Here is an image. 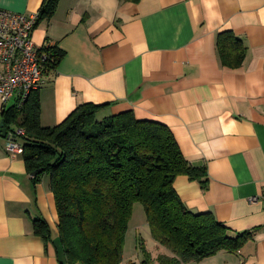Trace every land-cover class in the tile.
Returning <instances> with one entry per match:
<instances>
[{
    "label": "crops",
    "instance_id": "1",
    "mask_svg": "<svg viewBox=\"0 0 264 264\" xmlns=\"http://www.w3.org/2000/svg\"><path fill=\"white\" fill-rule=\"evenodd\" d=\"M44 1L0 0V7L39 15ZM224 33L246 48L239 67L221 62ZM32 39L41 53H63L42 73V127L59 125L85 103L106 106L98 118L130 111L166 126L184 159L207 170L205 184L176 178L185 208L211 214L230 237L248 236L236 253L189 264H264V0H59ZM3 110L0 100V123ZM6 143L0 138V264H66L50 175L35 184L23 154H9ZM37 219L49 227L48 244L33 233ZM140 226L137 249L139 238L151 249ZM148 235L167 250L149 227Z\"/></svg>",
    "mask_w": 264,
    "mask_h": 264
},
{
    "label": "trees",
    "instance_id": "2",
    "mask_svg": "<svg viewBox=\"0 0 264 264\" xmlns=\"http://www.w3.org/2000/svg\"><path fill=\"white\" fill-rule=\"evenodd\" d=\"M59 0H45L38 22L50 19ZM223 65L241 66L246 54L231 33L218 37ZM43 74L53 71L63 53L44 49ZM105 105H79L62 123L44 128L38 91L23 108L3 110L2 123L24 129L23 156L34 183L50 175V190L58 214V242L66 264H125L124 245L133 206L140 203L152 239L172 256H158L159 264L199 263L221 251L236 253L247 234L230 237L211 214L189 212L174 190L178 176L202 181L205 167H194L183 157L171 131L153 121H139L130 111L98 118ZM205 184L204 181H202ZM33 233L45 244L50 230L42 219ZM139 250L145 258L143 240ZM126 264H133L132 262Z\"/></svg>",
    "mask_w": 264,
    "mask_h": 264
},
{
    "label": "built area",
    "instance_id": "3",
    "mask_svg": "<svg viewBox=\"0 0 264 264\" xmlns=\"http://www.w3.org/2000/svg\"><path fill=\"white\" fill-rule=\"evenodd\" d=\"M38 18L36 14H16L0 7V100L5 110L12 102L21 109L43 83L41 65L47 55L38 51L32 39ZM7 133V152L22 154L23 145L18 141L26 137L24 129Z\"/></svg>",
    "mask_w": 264,
    "mask_h": 264
},
{
    "label": "rangeland",
    "instance_id": "4",
    "mask_svg": "<svg viewBox=\"0 0 264 264\" xmlns=\"http://www.w3.org/2000/svg\"><path fill=\"white\" fill-rule=\"evenodd\" d=\"M7 134L8 133L6 132V136H7ZM132 216H133L132 220L129 224L130 234L127 237V239H125L126 242L124 245L123 256H124V259H126L125 263H129V262L134 263V261H135L134 264H146L144 262L146 260L149 261V258H145L142 254L140 256V252H139L140 250L138 251L137 246H136L137 243H136V239H135L134 230L139 225H141L140 228H138V234L140 233V235L145 239L146 246L151 247V249L146 250L148 253H150V256H152L150 259V262L148 264H159L157 261V257L161 256V255L167 256L168 254H170V252L168 250H165V249L162 250L160 247H156V245L154 243L150 244V242H152V241L149 239L148 227L146 226V219H145V215L143 212V207L140 203L134 204ZM136 236H138V235H136ZM159 250H161V251H159ZM169 256H171V254ZM138 257H139V259H137Z\"/></svg>",
    "mask_w": 264,
    "mask_h": 264
},
{
    "label": "water",
    "instance_id": "5",
    "mask_svg": "<svg viewBox=\"0 0 264 264\" xmlns=\"http://www.w3.org/2000/svg\"><path fill=\"white\" fill-rule=\"evenodd\" d=\"M0 138H6V130L4 129L2 122L0 123ZM32 175H37V172L33 173Z\"/></svg>",
    "mask_w": 264,
    "mask_h": 264
}]
</instances>
